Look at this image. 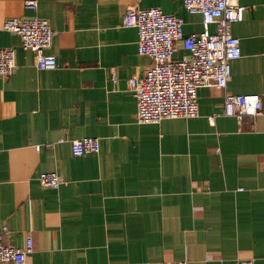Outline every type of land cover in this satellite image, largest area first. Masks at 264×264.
I'll return each instance as SVG.
<instances>
[{
	"label": "crops",
	"instance_id": "obj_1",
	"mask_svg": "<svg viewBox=\"0 0 264 264\" xmlns=\"http://www.w3.org/2000/svg\"><path fill=\"white\" fill-rule=\"evenodd\" d=\"M0 0V47L16 70L0 77V228L27 264H264V0H239L232 25L242 55L230 63L226 92L257 93L259 117L225 116V91L198 89L191 119L137 121L128 80L152 60L138 53L130 7L183 17L186 35L203 30L183 0ZM46 19L56 32L39 70L9 17ZM209 31H215L211 25ZM185 51L176 54L183 57ZM210 115L216 117L215 124ZM97 137L98 154L76 157L71 143ZM58 173V189L42 173Z\"/></svg>",
	"mask_w": 264,
	"mask_h": 264
},
{
	"label": "built area",
	"instance_id": "obj_2",
	"mask_svg": "<svg viewBox=\"0 0 264 264\" xmlns=\"http://www.w3.org/2000/svg\"><path fill=\"white\" fill-rule=\"evenodd\" d=\"M27 5L36 7V1ZM189 14L201 15L203 30L186 35L183 17L164 13L158 7H130L123 17L124 27L138 31V53L152 60V65L142 77L128 80L129 88L137 100V121L159 123L164 119H191L200 113L198 89L215 87L225 91L224 115L242 121L245 115L259 117L263 102L257 93L233 94L226 92L231 77L230 63L242 55L240 40L233 35L232 25L244 18L245 6L239 0H183ZM211 25L215 31H209ZM2 29L17 34L23 51L35 55L39 70H56V56L47 53L56 32L41 17H9ZM185 51L183 57L176 54ZM15 50L0 47V77L7 78L16 70ZM216 117L210 115L214 125ZM76 157L98 154L97 137H83L71 143ZM39 181L44 187L58 189L62 178L58 173H42ZM9 229L0 228V264H27V256L33 251L32 233L25 235L24 245L12 246L4 242ZM173 264H187L178 261ZM245 264H253L248 262Z\"/></svg>",
	"mask_w": 264,
	"mask_h": 264
}]
</instances>
